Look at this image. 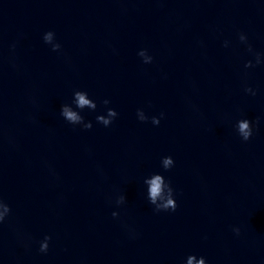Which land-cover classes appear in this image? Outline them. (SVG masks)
I'll list each match as a JSON object with an SVG mask.
<instances>
[{"label":"water","instance_id":"95a60500","mask_svg":"<svg viewBox=\"0 0 264 264\" xmlns=\"http://www.w3.org/2000/svg\"><path fill=\"white\" fill-rule=\"evenodd\" d=\"M248 45L264 54V0H0V264H264V63L244 67ZM76 91L97 104L90 130L60 114ZM153 174L174 212L149 203Z\"/></svg>","mask_w":264,"mask_h":264},{"label":"clouds","instance_id":"9594fccd","mask_svg":"<svg viewBox=\"0 0 264 264\" xmlns=\"http://www.w3.org/2000/svg\"><path fill=\"white\" fill-rule=\"evenodd\" d=\"M43 40L46 44L52 46V51H59L60 50V44L54 43V33L49 31L43 36ZM239 40L242 44H247V36L244 34L239 35ZM15 45H13V48ZM224 47H228V42L225 41ZM249 53H253L255 57V64L251 60L245 63L244 67L247 68H253L257 65H260L264 63V54L261 53H254L251 45H248L247 48ZM138 56L142 59V62L144 64H150L152 63V57L148 55L146 50H141L138 53ZM244 91L248 94H251L252 96L256 95V92L251 87H245ZM73 103L75 104L77 110H73V108L69 105H63L61 107V116L63 119L68 122L69 124L76 126V125H82L84 130H90L92 128V124L90 122H85L84 118L80 115V111H83L84 109H89L92 111H95L97 108V104L91 100L88 97V94L83 91H76L74 93L73 97ZM110 103L108 100H104L103 104L107 106ZM163 113L160 114V118L152 117L151 123L155 126H158L160 123V119L163 118ZM118 117V113L109 108L107 110V114L105 115H99L97 116V123L102 124L105 127H109L113 121ZM137 117L140 122H147L148 117L145 115V113L142 110H137ZM256 124L259 123V120L255 122ZM236 131L239 137L243 142H248L250 138L253 136L254 132V124L252 121H249L247 119H241L237 121L236 124ZM174 166L173 159L169 157H165L162 159V167L165 171L170 170ZM144 183L147 186V198L151 205L154 206L155 211L157 212H168L172 211L174 212L177 208V204L174 199V190L171 187L170 182L166 181L164 177L160 174H153L150 178L145 179ZM125 202V198L123 196L119 197L116 200V204L122 205ZM11 209L10 207L4 203L2 199H0V224H2L5 219L10 215ZM113 218H116L118 216V213L113 212L112 213ZM236 234H239V229H234ZM51 240L50 236H45L44 240L40 243V252L41 253H47L49 249V242ZM186 264H206V261L204 258L197 259L195 256H189L187 258Z\"/></svg>","mask_w":264,"mask_h":264}]
</instances>
